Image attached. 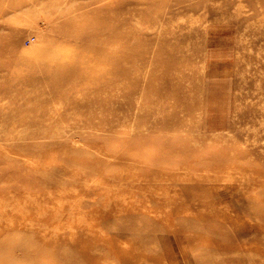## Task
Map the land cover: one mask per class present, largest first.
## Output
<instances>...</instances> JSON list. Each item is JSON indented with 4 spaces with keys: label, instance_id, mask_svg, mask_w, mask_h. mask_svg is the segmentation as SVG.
I'll list each match as a JSON object with an SVG mask.
<instances>
[{
    "label": "rangeland",
    "instance_id": "374dc122",
    "mask_svg": "<svg viewBox=\"0 0 264 264\" xmlns=\"http://www.w3.org/2000/svg\"><path fill=\"white\" fill-rule=\"evenodd\" d=\"M0 264H264V0H0Z\"/></svg>",
    "mask_w": 264,
    "mask_h": 264
}]
</instances>
